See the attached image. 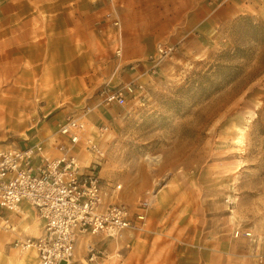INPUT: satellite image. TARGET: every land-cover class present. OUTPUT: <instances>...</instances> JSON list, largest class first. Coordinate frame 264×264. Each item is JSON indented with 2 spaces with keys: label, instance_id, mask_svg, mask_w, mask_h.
I'll list each match as a JSON object with an SVG mask.
<instances>
[{
  "label": "rangeland",
  "instance_id": "1",
  "mask_svg": "<svg viewBox=\"0 0 264 264\" xmlns=\"http://www.w3.org/2000/svg\"><path fill=\"white\" fill-rule=\"evenodd\" d=\"M104 4L112 7L102 15ZM170 4L169 13L142 15L178 22ZM200 5L216 18L230 12L186 34L175 23L145 58L127 59L124 49L136 50L137 0H0V150L50 135L101 90L125 93L122 106L102 102V136L87 126L78 148L83 164L95 159L87 144L102 149L100 175L121 184L131 213L150 200L148 229L107 238L104 264L136 256L146 264H264V42L253 27L264 24V0ZM159 45L172 48L161 59ZM232 63L236 75L216 87L217 65ZM93 106L86 119L97 116ZM17 216L0 213V264H37L24 243L38 232Z\"/></svg>",
  "mask_w": 264,
  "mask_h": 264
},
{
  "label": "built area",
  "instance_id": "2",
  "mask_svg": "<svg viewBox=\"0 0 264 264\" xmlns=\"http://www.w3.org/2000/svg\"><path fill=\"white\" fill-rule=\"evenodd\" d=\"M159 45L161 59L171 52ZM125 93L120 89L101 90L95 105L122 106ZM92 106L57 120L55 131L32 144H13L0 150V213L17 212L27 203L42 222V231L32 241L37 264H69L81 239L98 236L113 238L123 230H147L144 207L131 213L121 201L120 183L112 184L100 175L102 149L95 143L85 146L94 155L86 165L77 152L87 128L86 115ZM102 136V126L94 129ZM57 136V137H55ZM52 138L56 156L47 153V139ZM89 139V138H88ZM97 243H87L86 261L102 263L107 257ZM119 264H122L120 262Z\"/></svg>",
  "mask_w": 264,
  "mask_h": 264
},
{
  "label": "crops",
  "instance_id": "3",
  "mask_svg": "<svg viewBox=\"0 0 264 264\" xmlns=\"http://www.w3.org/2000/svg\"><path fill=\"white\" fill-rule=\"evenodd\" d=\"M170 1L171 0H161L160 2H158V0H137V7L140 9H136V12L138 14H140L139 18L135 21V24L132 25V28L134 29V32L132 33V36L135 37L134 43L136 44V50L132 51V50H128L127 48L124 49V55L127 59H142L145 58L151 51L152 48L154 46V43L156 41H158L159 39H161L163 36H170V34L173 32L172 31V27H174V25L176 26L175 23H178L179 25H177L175 28L177 30H180V32H185V34L187 32L190 33V31H196L198 29H203L205 26L210 25L211 23V16L212 14L207 8H205V10L203 11V7L200 5V2H202V0H174V4L176 7V14L174 16H178L177 20H179L180 16V20L178 22H172V19L175 18H171L168 14L166 15V19H152V17L149 16H144L142 15V13H144L145 11H148V8L153 7L154 10V18L156 16H158L159 13H165V12H170ZM113 4L115 2V0H112ZM160 4L161 6H163L164 8H167L166 10H160ZM112 7L108 6V5H102L100 7H98V10H102V15L104 14V12L108 11V8ZM230 12V9L227 8L223 11H219L218 15H220V18L224 19V16ZM89 14V13H88ZM206 14L207 17H206ZM100 15V13H99ZM220 18H216L214 15L212 16V21H214V23L216 21L221 20ZM102 20H105V18L102 17ZM89 23V24H88ZM88 23H83L82 24V43L85 44V39H87V37H90V33H91V25H90V21H88ZM206 23V24H205ZM218 23V22H216ZM102 24V30H105V23L101 22ZM101 27V25H100ZM127 29V26L125 27ZM78 27L75 28V33H72V37L73 39L76 38V33L79 34L80 32L77 30ZM74 31V30H73ZM86 31V32H85ZM188 33V34H189ZM71 36V34H70ZM183 37V36H182ZM174 38V37H173ZM178 38V37H177ZM144 39V40H142ZM102 40H104V38H102ZM88 106H92V108H95V102H89L87 104ZM94 112V111H93ZM95 115H97L95 118H91V119H86L87 120V126L95 129L96 126H102V105H100L98 108H96V112H94ZM89 117V116H88ZM94 117V116H92ZM56 124V123H55ZM55 131V125L53 127V132ZM52 132V133H53ZM51 133V134H52ZM50 134V135H51ZM49 135H45L44 133H40L37 134V136L32 137V141L30 140L29 142H27V144H32L34 142H37L39 140H41L43 137H46ZM26 144V143H24ZM46 150L47 153L51 156H56L57 155V151L55 150V148L50 147V146H46ZM79 151L77 152V157L78 160L80 162L81 165H86L83 164V162L81 161L83 159L85 155V153L83 151H81L80 149H78ZM119 196H121V194L119 193ZM122 197V196H121ZM2 214H13V216L18 217L17 215L19 214H23L24 217L21 218V221H26L29 220L28 222H30L29 225H33V231L38 232V235L41 233L42 231V222L40 219L37 218L34 210L27 204V203H23L20 207V210L17 212H1ZM2 218V217H1ZM4 220H9V219H4ZM35 223L37 225H35ZM10 224H12V222L10 221ZM28 228V227H26ZM151 229L148 230V232L151 233ZM37 235V236H38ZM132 244H134V242L136 243V238L135 234H132ZM107 241V238L101 239L98 236H90L88 238H83L81 239L75 248V254H74V258L69 262V264H98V263H89L86 261V247H87V243L91 242V243H97L98 246L102 247ZM141 244H139L138 246H140ZM139 249H142L141 247H138ZM9 248V247H8ZM174 249L171 250V252H173ZM137 252V251H136ZM8 253L10 255H13V250L9 249ZM36 253V252H35ZM140 257V256H139ZM139 257H133V259L128 262V263H123V264H146L148 258H141L139 259ZM36 258H37V254H36ZM171 259L169 257V260H164V264H172ZM38 261V259H37ZM29 262V261H28ZM99 264H104V262L99 263ZM180 264H185L183 262H180Z\"/></svg>",
  "mask_w": 264,
  "mask_h": 264
},
{
  "label": "trees",
  "instance_id": "4",
  "mask_svg": "<svg viewBox=\"0 0 264 264\" xmlns=\"http://www.w3.org/2000/svg\"><path fill=\"white\" fill-rule=\"evenodd\" d=\"M256 30L262 31L258 36V39L261 42H264V24L258 25L254 24L253 25ZM240 49H236L235 53L238 52ZM234 53V54H235ZM229 57L232 55H229V53H226ZM230 59V58H229ZM238 66L236 64H218L217 69L215 71V74H217V79L218 82H216L214 85L216 87H220L221 84L227 82L228 80L232 79L236 75V70ZM213 83V82H212Z\"/></svg>",
  "mask_w": 264,
  "mask_h": 264
}]
</instances>
